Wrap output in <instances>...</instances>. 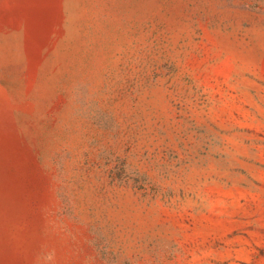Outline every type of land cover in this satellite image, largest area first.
Returning <instances> with one entry per match:
<instances>
[{
    "label": "rangeland",
    "instance_id": "1",
    "mask_svg": "<svg viewBox=\"0 0 264 264\" xmlns=\"http://www.w3.org/2000/svg\"><path fill=\"white\" fill-rule=\"evenodd\" d=\"M0 264H264V0H0Z\"/></svg>",
    "mask_w": 264,
    "mask_h": 264
}]
</instances>
